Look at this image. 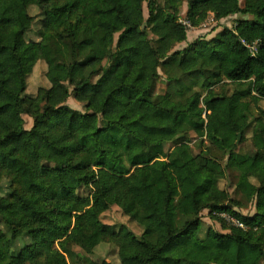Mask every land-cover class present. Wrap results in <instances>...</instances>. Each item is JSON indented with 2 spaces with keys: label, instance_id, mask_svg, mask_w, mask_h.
<instances>
[{
  "label": "trees",
  "instance_id": "16d2710c",
  "mask_svg": "<svg viewBox=\"0 0 264 264\" xmlns=\"http://www.w3.org/2000/svg\"><path fill=\"white\" fill-rule=\"evenodd\" d=\"M184 12L195 28L210 16L238 17L177 50L188 38ZM125 39L158 44L161 77L114 79ZM70 97L84 110L69 107ZM263 100L264 0H0V264H67V238L86 254L115 246L111 261L94 264H264V179L251 191L254 214L239 211V194L264 172V145L236 159L238 135L244 142L262 120ZM252 108L260 112L250 116ZM199 130V153L180 167L191 209L181 228L161 227L138 213L133 182L171 205L177 180L160 141L182 143ZM244 166L229 192L228 169ZM114 206L142 240L101 224ZM204 210L222 232L209 228L201 239Z\"/></svg>",
  "mask_w": 264,
  "mask_h": 264
},
{
  "label": "rangeland",
  "instance_id": "374dc122",
  "mask_svg": "<svg viewBox=\"0 0 264 264\" xmlns=\"http://www.w3.org/2000/svg\"><path fill=\"white\" fill-rule=\"evenodd\" d=\"M243 1V0H242ZM148 17L147 4L144 3L142 11L139 14L144 23ZM238 16L229 17L223 20H215L213 16H210L205 22L200 24L197 28L193 27L190 30L188 27V38L186 42H182L177 46V50L184 49L189 43L194 42L197 38L211 39L224 27H231ZM180 22H188L186 19V12L183 13ZM190 24V23H188ZM185 25V24H183ZM190 30V31H189ZM157 43L143 44L135 47L130 39H125L124 45L121 50L123 51L124 65L120 71L114 75L115 80H125L131 78L137 80L143 84H148L153 79V74L156 73L159 77L162 76V70L160 67L155 68L156 60L154 58L152 48L156 47ZM161 81L156 82L160 85ZM67 105L73 109L83 111L84 107L74 97H70L67 101ZM259 107L264 109V100L260 102ZM260 110L252 108L250 116L257 115ZM24 121L26 123L25 128L30 129L33 125V120L24 115ZM205 138V132L203 130L195 131L191 134L190 138L183 141L182 143L175 144V140L170 139L168 136H164L163 140L160 141V147L162 151L161 159L167 163L166 172L171 177L177 180L176 191L174 193V199L172 204H168L165 200L156 197H145L138 187L136 182H133V187L136 190L137 196L141 202V208L138 213L140 215H153L156 219V224L161 227H167L174 225L177 228H181L185 223V213L191 209L190 204L185 199V195L182 191V173L180 167L183 162L192 160L200 151L199 142ZM227 139L231 142L234 140V136L228 133ZM240 145L236 154V159L241 160L255 153L258 148L264 145V113L262 120L254 121L251 131L245 137L244 142L237 140ZM213 155L221 156L219 150H212ZM248 168L246 166L237 170L235 168L228 169V189L229 192L234 193L237 189L239 182V173H246ZM135 172V168H132L131 174ZM153 176L154 173L152 172ZM264 179V172L258 173L257 176L250 178L248 185L244 192L239 194L241 201V211L244 215H253L255 212V197L251 196L253 187L259 186ZM9 217L8 214L4 215ZM222 218L229 224L236 223L235 219L230 215L221 214ZM199 227V236L204 239L207 235L209 228L217 232H222V228L219 224L215 223L208 217V210L202 211V218ZM73 220V219H72ZM101 224L112 228H115L117 232L121 234H129L139 240L143 239V229L138 226L135 222H132L128 216H126L120 206H114L101 216ZM69 247L73 250L74 256L66 255L67 264H94L99 260L111 261L115 257V246L114 245H100L94 253H84L71 238H67ZM39 257H42L38 255Z\"/></svg>",
  "mask_w": 264,
  "mask_h": 264
},
{
  "label": "built area",
  "instance_id": "2783aa9c",
  "mask_svg": "<svg viewBox=\"0 0 264 264\" xmlns=\"http://www.w3.org/2000/svg\"><path fill=\"white\" fill-rule=\"evenodd\" d=\"M188 23H190V24H188ZM183 24H185V25H183ZM182 25H183L184 27H186L187 31H188V27H187V25L190 26V30L193 29V27H194L190 21H188V22H182ZM190 30H189V31H190ZM235 221H236V223H232L233 225L239 226V227H241V228H246V226H245L243 223H240V222L237 221V220H235ZM255 229H257V227H256Z\"/></svg>",
  "mask_w": 264,
  "mask_h": 264
},
{
  "label": "water",
  "instance_id": "95a60500",
  "mask_svg": "<svg viewBox=\"0 0 264 264\" xmlns=\"http://www.w3.org/2000/svg\"><path fill=\"white\" fill-rule=\"evenodd\" d=\"M241 139V134L238 135V142L240 141Z\"/></svg>",
  "mask_w": 264,
  "mask_h": 264
}]
</instances>
